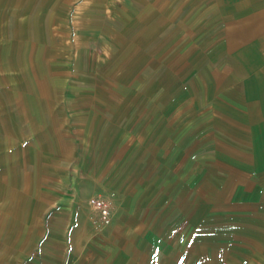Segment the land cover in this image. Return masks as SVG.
Returning <instances> with one entry per match:
<instances>
[{
	"label": "rangeland",
	"instance_id": "1",
	"mask_svg": "<svg viewBox=\"0 0 264 264\" xmlns=\"http://www.w3.org/2000/svg\"><path fill=\"white\" fill-rule=\"evenodd\" d=\"M156 2L0 0V264H264V72Z\"/></svg>",
	"mask_w": 264,
	"mask_h": 264
},
{
	"label": "crops",
	"instance_id": "2",
	"mask_svg": "<svg viewBox=\"0 0 264 264\" xmlns=\"http://www.w3.org/2000/svg\"><path fill=\"white\" fill-rule=\"evenodd\" d=\"M157 4L152 7L165 8L162 15L168 13L169 19H195L201 13L203 19H217L222 58L236 66L249 61L261 65L251 69L235 67L233 70L264 72V0H165ZM136 5L140 8L148 6L146 3H130L128 7Z\"/></svg>",
	"mask_w": 264,
	"mask_h": 264
},
{
	"label": "built area",
	"instance_id": "3",
	"mask_svg": "<svg viewBox=\"0 0 264 264\" xmlns=\"http://www.w3.org/2000/svg\"><path fill=\"white\" fill-rule=\"evenodd\" d=\"M97 206H98L99 208H101V205H100L99 203H97ZM102 213H103V215H106V214H107L106 211H104V210H103Z\"/></svg>",
	"mask_w": 264,
	"mask_h": 264
}]
</instances>
